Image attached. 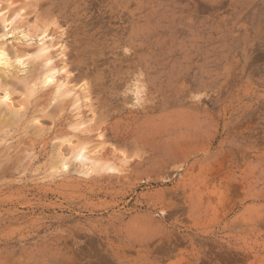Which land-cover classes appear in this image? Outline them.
<instances>
[{
  "label": "rangeland",
  "instance_id": "obj_1",
  "mask_svg": "<svg viewBox=\"0 0 264 264\" xmlns=\"http://www.w3.org/2000/svg\"><path fill=\"white\" fill-rule=\"evenodd\" d=\"M0 47V264H264V0H0Z\"/></svg>",
  "mask_w": 264,
  "mask_h": 264
},
{
  "label": "bare ground",
  "instance_id": "obj_2",
  "mask_svg": "<svg viewBox=\"0 0 264 264\" xmlns=\"http://www.w3.org/2000/svg\"><path fill=\"white\" fill-rule=\"evenodd\" d=\"M8 9H10V8H8ZM46 38V37H45ZM45 38H43V37H41V39L39 40V42L40 43H42V41H44V40H42V39H45ZM40 43H39V46H40ZM43 44L44 43H42L41 45V47H40V52L43 54H45L46 53V46L44 47L43 46ZM47 56V55H46ZM4 58H5V49H4V47H0V64H2L3 63V61H4ZM48 59V58H47ZM50 61V62H49ZM48 62V65L47 66H49V69L47 70V75L45 76V78L43 79V82H46V84L48 83V82H50V80L52 79V77H53V75L54 74H56V75H58L57 74V69L55 68V66H56V63H54V62H51V60H49ZM47 63V62H46ZM45 65V64H44ZM43 67H46V66H43ZM45 69V68H44ZM75 77H72L71 79L68 77L67 79H68V82H70V81H72L73 79H74ZM5 97H6V95H5ZM3 98V100H5V101H7L8 99L7 98ZM84 155V154H83ZM84 157H86L85 155H84ZM101 157V156H100Z\"/></svg>",
  "mask_w": 264,
  "mask_h": 264
}]
</instances>
